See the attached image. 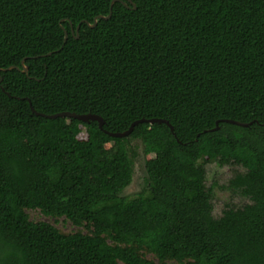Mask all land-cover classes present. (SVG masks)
I'll return each instance as SVG.
<instances>
[{
  "label": "trees",
  "instance_id": "trees-1",
  "mask_svg": "<svg viewBox=\"0 0 264 264\" xmlns=\"http://www.w3.org/2000/svg\"><path fill=\"white\" fill-rule=\"evenodd\" d=\"M112 1L0 0V264H264V0H120L93 25ZM139 119L173 133H107ZM133 140L147 188L128 198ZM208 163L237 168L242 205L213 214Z\"/></svg>",
  "mask_w": 264,
  "mask_h": 264
},
{
  "label": "rangeland",
  "instance_id": "rangeland-1",
  "mask_svg": "<svg viewBox=\"0 0 264 264\" xmlns=\"http://www.w3.org/2000/svg\"><path fill=\"white\" fill-rule=\"evenodd\" d=\"M129 154L131 156L132 163V178L129 185L122 191V195L131 198L147 188V174L144 167L143 147L139 140H133L130 142ZM236 169L237 168L231 166L218 167L214 163H208L205 165L207 185H210L211 183L216 184L214 188L215 196L213 200L214 215H217L220 212L222 205L226 202H231L232 204L237 206H240L245 202V200L231 195V193L227 189L222 187L226 185L229 177ZM26 213L28 215V219L32 222H47L63 233L81 232L85 234H91L92 231L90 227L84 225L75 226L64 217H46L37 209H26ZM140 253L148 260H155V257L145 250L140 251ZM167 264L179 263H177L176 261H168Z\"/></svg>",
  "mask_w": 264,
  "mask_h": 264
},
{
  "label": "water",
  "instance_id": "water-1",
  "mask_svg": "<svg viewBox=\"0 0 264 264\" xmlns=\"http://www.w3.org/2000/svg\"><path fill=\"white\" fill-rule=\"evenodd\" d=\"M117 1V2H121L124 6L128 7L126 2L125 1H120V0H113L110 4V9H109V14L104 17L102 15H99L97 16V18L95 19L93 25H95L96 23V20L97 19H107L109 16H110V12H111V7H112V4ZM127 3L131 4L133 6V8H135L134 4L132 3L131 0H126ZM83 23H86V21H83ZM80 24L79 23L77 26H76V29H75V32L77 33L78 32V29L80 27ZM92 25V26H93ZM71 32H73V29L71 28ZM67 36V33H65V38ZM11 68H14V67H8L6 69H0L2 71H6V70H9ZM27 71V68L26 67H23L22 69V72H26ZM30 105V103H29ZM30 108H31V105H30ZM31 111L35 114V115H39V116H44L46 118H49V119H54V118H58V117H68V118H75L79 121H82V122H89V121H97L98 122V126L100 129H102V126H103V120L101 119V117L97 116V115H94V114H76V113H70V112H59V113H54V114H50V115H46V114H42V113H39V112H36L34 111L32 108H31ZM224 122H227V123H231V124H235V125H239V126H247L246 123H241V122H238V121H234V120H230V119H227V120H222ZM142 122H148L150 124L152 123H164L166 124L170 131L173 133V128L172 126L168 123V121L164 120V119H150V120H144V119H139V120H136L134 122H132L130 124V126L128 127V129H126L125 131L123 132H107L108 135L112 136V137H117V138H123V137H127L133 130L134 126L137 125L138 123H142ZM218 123L216 122V126L212 129H210V131H214V130H217L218 129Z\"/></svg>",
  "mask_w": 264,
  "mask_h": 264
}]
</instances>
